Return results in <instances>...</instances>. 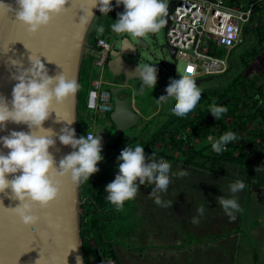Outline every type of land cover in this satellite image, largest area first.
<instances>
[{"label":"clouds","instance_id":"9594fccd","mask_svg":"<svg viewBox=\"0 0 264 264\" xmlns=\"http://www.w3.org/2000/svg\"><path fill=\"white\" fill-rule=\"evenodd\" d=\"M66 3L67 0H15V18L29 32L35 33L48 25L54 15L63 12ZM121 5L123 10L117 12V18L110 24L114 33L143 37L158 32L166 23L168 0H91V7L82 9L79 23L87 25L96 16L92 12L93 6H98L102 15H108L113 8ZM3 9L10 10L11 5L0 0V10ZM95 30L98 35L103 33L104 25H97ZM9 59L16 69L11 73L16 83L12 87L10 100L0 95V130H4L8 122L25 124L29 130L12 129L8 134L0 135V146L7 149V152L0 151V192L11 190V197L19 201L15 207H11L12 210L22 225L31 228L41 221L34 205L44 207L53 201L60 193L61 178L70 177L74 183L89 181L91 174L99 170L97 162L104 157L101 138L96 135V131L77 136L75 128L70 126L73 120H64L66 123L58 134L43 126L54 105L74 96L80 87L79 83L67 78L63 72L50 75L40 56L31 54L30 66L26 68L22 66V61ZM156 71L155 63L137 66L141 91L144 87H153ZM163 87L164 91L157 93L154 100L159 103L170 95L173 97L170 111L180 117L195 108L203 91L188 72L169 74ZM226 111L223 105L213 103L209 106V112L215 119ZM37 129L44 130L46 134H35L34 130ZM54 136L61 144L73 149L58 164L50 151V147L56 143ZM237 138L234 131L228 130L214 139L211 147L220 152ZM116 159L118 171L104 189L111 204L117 209L121 208L124 201L137 191V185L148 180L152 182V191L156 193L154 202L162 207H171L173 201L163 200L159 193L167 190L172 175L185 176L186 170L172 172L169 161L145 153L144 145L139 142L131 146L126 144ZM244 188V181L238 178L228 184L227 191L231 195L216 197L229 219H235L236 213L240 211L236 194ZM204 211L205 206L199 205L197 212L200 216ZM191 221L199 223V216H193ZM49 224L52 226L51 221ZM77 260L79 262V257Z\"/></svg>","mask_w":264,"mask_h":264},{"label":"water","instance_id":"95a60500","mask_svg":"<svg viewBox=\"0 0 264 264\" xmlns=\"http://www.w3.org/2000/svg\"><path fill=\"white\" fill-rule=\"evenodd\" d=\"M5 2L11 5V9L0 10V95L10 100L12 87L16 83L11 76L16 69L9 58L22 61V66L26 68L30 66L31 54L34 57L40 56L50 75L63 72L67 78L75 79L79 83L85 49L89 45V33L100 12L98 6L92 7V12L96 16L87 25H81L79 17L82 9L90 8L91 0H67L63 12L54 15L51 22L41 27L38 32L31 33L15 18V0H5ZM174 4V0H168L165 32L171 23L170 14ZM134 39L136 41L130 36H123L121 46L115 47L108 61V69L114 80L110 86L114 101L110 119L115 131L109 134L101 121L97 124L96 135L101 138L102 151L111 141L140 120V114L132 106V92L136 82L140 81L137 66L155 63L157 69L155 81H159L168 71L167 63L158 57L150 54L148 58L143 56L150 48V44L143 37H134ZM23 42L31 50L26 48ZM164 48L171 58L176 57V48L167 40ZM210 78L212 76L195 80L199 84ZM123 92L125 94L121 95ZM209 117L212 119L211 114ZM64 120H73L70 126L75 128L78 136V91L62 103L55 104L54 110L43 122V126L51 128L58 134L66 123ZM12 129L29 130L25 124L8 122L7 127L0 130V135L8 134ZM34 132L37 135L46 134L42 129ZM54 138L56 143L50 147V151L58 164L59 160L73 149L71 146L61 144L57 137ZM0 151L7 152V149L0 146ZM61 180L60 193L53 201L44 207L34 205V210L41 216V221L31 228L22 225L12 210L11 207H15L19 201L11 197V190L0 192V201H2L0 202V264H86L81 236L83 204L81 183H74L67 176ZM33 238L36 239L32 247L25 251L19 250L21 244Z\"/></svg>","mask_w":264,"mask_h":264},{"label":"trees","instance_id":"16d2710c","mask_svg":"<svg viewBox=\"0 0 264 264\" xmlns=\"http://www.w3.org/2000/svg\"><path fill=\"white\" fill-rule=\"evenodd\" d=\"M255 12L259 14L260 22L258 37L252 47L241 55L244 67L249 64V59L264 47V2L257 4ZM115 13L113 8L108 15L100 14L96 19L88 37L90 46L95 45L99 38L109 37L112 32L109 22H112ZM99 24L104 25V32L98 35L95 29ZM90 60L91 56L85 53L79 78L78 136L88 131L86 98L91 87ZM202 90L195 108L182 117L172 113L149 139L146 149L153 157L171 159L182 165L213 173H218L219 168L227 163L249 168L256 164L259 169L257 184L264 186V102H262L264 101V69L254 74H245L241 71L222 86L207 87ZM213 103L223 105L227 109L218 119L209 112V106ZM209 114L212 115V119ZM228 130L234 131L238 138L230 141L224 150L214 151L211 147L213 140ZM154 139L164 142L161 149L151 146L155 142ZM115 143L114 140L110 144ZM94 174H91L89 181L81 183L83 200L81 236L86 264H104L103 259L106 256L117 259L116 245H122L136 252H144L148 247L125 245L118 234L123 229H130L135 221V206L132 198L125 200L123 206L117 209L106 199L104 187L91 181ZM217 238L218 236L213 237L212 240ZM200 241L203 239L195 240L189 237L186 245L166 248L187 247Z\"/></svg>","mask_w":264,"mask_h":264},{"label":"crops","instance_id":"0c3cea01","mask_svg":"<svg viewBox=\"0 0 264 264\" xmlns=\"http://www.w3.org/2000/svg\"><path fill=\"white\" fill-rule=\"evenodd\" d=\"M109 79L114 82L112 77ZM124 94L123 92L121 95ZM132 106L140 114L141 124L136 125L133 134L123 133L114 139L115 144L111 145L114 140L111 141L104 150V158L100 163L108 162L110 165L107 169L101 165L103 169H99L96 177L97 184L104 189L118 171L116 158L121 149L133 141L130 136L136 134L145 123L150 124L161 112L159 102L154 110L146 113L133 96ZM105 116L109 119L107 123L109 128L105 127V129L107 133L113 134L115 126L110 116ZM180 165H177V169H173L171 165V171L179 172L190 167ZM230 165H234V169H230ZM257 167L256 164L249 168L227 163L219 168L218 173L191 167L196 169L194 201L188 202L187 186L175 182L169 183L167 190L159 194L163 200L173 201L171 207H162L154 202L155 192L152 191L151 181L145 180L142 184H138L137 191L131 197L135 206V221L130 229H123L118 234L125 245L148 248L140 253L116 245L117 264H264V186L257 184L259 181ZM204 176H207L208 180L204 181ZM180 177L185 183L187 175H179L178 181L181 180ZM238 178L245 183V188L236 194L240 211L236 213L235 219H229L216 197L231 195L227 191L228 184ZM145 193L146 202L142 201L141 196ZM175 194H178L176 200H174ZM201 204L205 206L202 216L197 212ZM193 216H199V223H192ZM192 225L197 232L207 234L188 233L187 228ZM217 236V239L212 240ZM189 237L203 241L182 248H166L186 245ZM129 258L130 262H128Z\"/></svg>","mask_w":264,"mask_h":264},{"label":"built area","instance_id":"2783aa9c","mask_svg":"<svg viewBox=\"0 0 264 264\" xmlns=\"http://www.w3.org/2000/svg\"><path fill=\"white\" fill-rule=\"evenodd\" d=\"M171 23L166 32L176 57L186 61L184 72L194 79L226 73L234 51L244 43L245 29L256 6L264 0H174ZM121 33L99 38L85 53L91 56V87L87 94L88 132L95 133L102 115H110L114 101L108 78V61ZM86 133V134H87ZM104 264H117L106 256Z\"/></svg>","mask_w":264,"mask_h":264},{"label":"rangeland","instance_id":"374dc122","mask_svg":"<svg viewBox=\"0 0 264 264\" xmlns=\"http://www.w3.org/2000/svg\"><path fill=\"white\" fill-rule=\"evenodd\" d=\"M114 1V0H113ZM115 10V14L112 16V22L109 23H113L116 18H117V12L118 11H122L123 7L122 5L114 8ZM100 12L98 14V16L96 17V19L100 16ZM96 21V20H95ZM95 21L92 25V27L95 24ZM260 24L259 22V14H257L256 12L254 13L252 19L249 21V23L246 26L245 29V40L244 43L239 46L235 51L234 54L232 56L231 59V66L230 69L221 75H216V76H212V78L202 81L201 83L198 84L199 87H201V89L207 88V87H219L222 86L226 83H228V81L235 76L236 74H238L241 71H244L245 74H254L256 73V71H261L264 69V47L260 48V50L257 52V54L249 59V64L247 66H243L242 62H241V55L247 51L249 48L252 47V45L254 44V42L256 41L257 37H258V25ZM123 36H130V38H132L134 41H136L134 39V37L131 34H126V33H121V36L119 38H117L116 41V48H119L121 46V40ZM143 38L150 44V48L148 50H146L147 52L143 54V56L145 58L150 56H155L158 57L159 59H161L162 61H164L165 63H167L168 65V71L165 72V74L162 75L161 79L159 81H155V84L153 85V87L151 89H149L148 87H144V89L141 91L139 88V85L141 83V81L136 82L135 86H134V90L132 92V96L133 98L136 97L137 99V104L139 106H141V108L147 113V112H151L152 110H154L157 107V104H159L158 102H156L154 100L153 97H156L157 93L164 91V84L167 81V78L169 76V74L171 75H176L179 72H184L185 70V66H186V61L183 59H180L178 57L175 58H171L169 56V54L166 52L164 45L166 43V32L164 30V26L156 33H148L145 36H143ZM130 59V58H129ZM131 60V59H130ZM89 64L92 65V61H89ZM107 76L108 78L111 77V73L110 71H107ZM210 76H206V77H210ZM87 100V98H86ZM173 100V97H171L170 95L164 99L163 101H160V108H161V112L160 114L157 116L156 119H154L150 124L145 123L138 131L136 134H134L133 136H130L133 138L132 143H130L129 145H133L137 142L142 143L144 145V151L145 153H150L148 151V149H146V144L149 141V139L154 135V133L169 119V117L172 115V112L170 111V104ZM100 121L104 122L105 127L108 129V125L107 123L109 122L108 116L102 115L100 117ZM138 125L141 124V121H139L137 123ZM136 124V125H137ZM134 125L133 127L127 129L124 133H129V134H133L136 131L137 126ZM109 131V130H108ZM155 142H153L151 144L152 147H157V148H162L164 145V142L162 141H158L155 140ZM118 146V145H117ZM104 153H102L103 155ZM152 156V153H150ZM153 157V156H152ZM167 161L170 162V164L172 165V168L177 169V165H180L178 163L173 162L171 159H165ZM101 161H98V167L99 169L103 167L101 165L104 166V169H107V167L110 165L108 162L107 163H100ZM181 166V165H180ZM179 167V166H178ZM230 169H234V165H230L229 166ZM187 171V177H186V182L184 183V180H179V175L176 176H172L170 178V184L175 182L180 184L181 186L185 185L187 186V198H188V202H193L194 201V188L196 186L195 184V171L196 169L191 168V167H187L186 169ZM99 172V170L97 172H95V174L93 175V177L91 178L92 182H97V173ZM208 180L207 176H204V181ZM208 182V181H207ZM206 182V183H207ZM156 193H154L155 195ZM177 195H174V200L177 199ZM142 196V201L146 202L147 199V194H143ZM161 196V195H160ZM173 196V195H172ZM171 197V196H170ZM206 197H204L205 199ZM188 212H192V211H188ZM188 233H192V234H199V235H205L207 233H200L197 232L194 229V226L192 225V227L188 226ZM197 232V233H196ZM193 254H195V252H193ZM192 254V255H193ZM146 262V260H144ZM124 262V261H123ZM128 262H130V258L128 259Z\"/></svg>","mask_w":264,"mask_h":264},{"label":"snow or ice","instance_id":"6c2138e0","mask_svg":"<svg viewBox=\"0 0 264 264\" xmlns=\"http://www.w3.org/2000/svg\"><path fill=\"white\" fill-rule=\"evenodd\" d=\"M9 44L11 43V42H8ZM46 59H47V57H45ZM36 238H33L31 241H29V242H27V243H25V244H21L20 246H19V250L20 251H25V250H27V248H29V247H32L33 246V241L35 240Z\"/></svg>","mask_w":264,"mask_h":264},{"label":"bare ground","instance_id":"6f19581e","mask_svg":"<svg viewBox=\"0 0 264 264\" xmlns=\"http://www.w3.org/2000/svg\"><path fill=\"white\" fill-rule=\"evenodd\" d=\"M242 131V130H241ZM182 137V136H181ZM240 143V142H239ZM199 144V143H198ZM239 155V154H238ZM133 203V202H132ZM169 248V247H168ZM170 249V248H169Z\"/></svg>","mask_w":264,"mask_h":264},{"label":"flooded vegetation","instance_id":"af4514ba","mask_svg":"<svg viewBox=\"0 0 264 264\" xmlns=\"http://www.w3.org/2000/svg\"><path fill=\"white\" fill-rule=\"evenodd\" d=\"M112 77V76H111Z\"/></svg>","mask_w":264,"mask_h":264}]
</instances>
